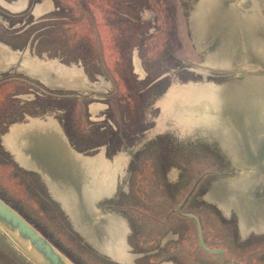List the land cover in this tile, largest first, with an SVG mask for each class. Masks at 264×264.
Here are the masks:
<instances>
[{"label":"rangeland","instance_id":"rangeland-1","mask_svg":"<svg viewBox=\"0 0 264 264\" xmlns=\"http://www.w3.org/2000/svg\"><path fill=\"white\" fill-rule=\"evenodd\" d=\"M197 1L0 0L1 45L74 66L91 85L87 93L40 97L34 82L13 90L0 82V199L74 264H222L201 249L195 222L182 213L198 217L205 244L223 251L224 264H264V185L245 171L261 169L242 130L247 121L218 113V122L231 123L224 138L198 127L205 115L198 120L196 106L214 107L235 73L209 67L192 42ZM260 7L264 16V0ZM52 108L87 161L127 158L108 196L111 172L106 181L101 172L94 177L88 195L70 197L41 177L47 170L28 145L14 159L4 147L8 123ZM71 173L58 180L66 184ZM0 264L34 263L0 230Z\"/></svg>","mask_w":264,"mask_h":264},{"label":"crops","instance_id":"crops-1","mask_svg":"<svg viewBox=\"0 0 264 264\" xmlns=\"http://www.w3.org/2000/svg\"><path fill=\"white\" fill-rule=\"evenodd\" d=\"M197 2V10L192 11L189 18L192 42L199 51H206L209 54H205V60L209 67L235 73L233 77L229 78L226 85L223 87L221 85L220 90L225 92L218 97V102L214 100V107L202 104L196 106L198 120L202 115H205L203 121L198 122V127L200 129L205 126L217 135L222 134L224 138L229 134L231 123L224 116L225 124L220 125L216 119L218 113L225 111L231 115L245 118L247 125L242 130L248 133L249 139L247 141L250 148L257 153V165H261L260 170L245 171L257 179L259 187H263L264 16L260 7V0H198ZM204 5L205 8L203 9ZM219 55V60L223 58V64L220 63L222 66L215 64ZM238 67L240 68L238 69ZM18 81H23L26 84L34 82L33 87L41 92L36 95L40 97L45 94L59 97L61 92L87 93L91 89V85H89L83 72L74 66L53 61L48 63L36 58L31 59L24 54L15 55L11 48L0 44V82L9 85L13 90L14 83ZM209 87L216 90L218 85ZM13 94L14 92L11 97L14 96ZM215 97L217 98L216 95ZM27 100L31 101V99ZM39 100L37 104L40 102ZM37 106L39 111L44 107L40 103ZM217 107L220 108L217 109ZM45 111L32 114L24 113L19 120H12L7 124L6 128L9 129L10 138L8 145L6 142L4 146V141L2 144L10 152L13 159L16 157V149L28 145L31 156L35 158L37 165H41L44 170H47L45 175L41 174V177L53 181L61 192L69 191L70 197L71 194H74L77 198L76 193L78 191L84 195H88L90 190L92 192L94 177H98L100 172L102 176H105V181L110 172L109 180L113 178L105 192L107 196L111 191H115L114 179L119 177L124 170L127 158L119 155L118 158L116 157V163L114 159L115 164H111V160H107V155L98 154L92 157V160L87 161L80 153H76L70 147L66 134L58 121L59 110L52 108L50 111ZM239 152L241 156L245 155L240 147ZM93 164L95 165V172L92 168ZM115 169H118L116 176L114 175ZM37 172L40 173L39 169ZM69 172H74V176L71 173L66 184L58 180V177H65ZM57 181L62 182V185ZM91 211L92 209L89 210V212ZM114 224H118L116 220H114Z\"/></svg>","mask_w":264,"mask_h":264},{"label":"water","instance_id":"water-1","mask_svg":"<svg viewBox=\"0 0 264 264\" xmlns=\"http://www.w3.org/2000/svg\"><path fill=\"white\" fill-rule=\"evenodd\" d=\"M181 202L176 210H179ZM196 224L198 244L207 253L220 255L224 264V253L220 249L209 248L204 242L203 231L197 216L182 213ZM0 230L16 245L34 264H74L42 233L21 216L11 206L0 199Z\"/></svg>","mask_w":264,"mask_h":264},{"label":"bare ground","instance_id":"bare-ground-1","mask_svg":"<svg viewBox=\"0 0 264 264\" xmlns=\"http://www.w3.org/2000/svg\"><path fill=\"white\" fill-rule=\"evenodd\" d=\"M214 1H215V0H214ZM218 1H219V0H218ZM213 4H214V3H213ZM219 5H220V4H219ZM219 5H218V6H219ZM215 6H216V4H215ZM227 6H228V5H227ZM216 9H217V8H216ZM227 9H228V8H227ZM214 10H215V9H214ZM218 10H219V9H218ZM218 10H217V11H218ZM225 11H226V10H225ZM228 12H229V11H228ZM243 12H244V11H243ZM214 13H215V12H214ZM214 13H213V15H214ZM217 13H218V12H217ZM207 16H208V15H207ZM214 16H215V15H214ZM231 16H232V14H231ZM208 19H209V16H208ZM246 20H247V19H246ZM256 20H257V19H256ZM205 21H206V20H205ZM205 21H204V22H205ZM242 21H243V20H242ZM257 21H258V20H257ZM204 22H203V23H204ZM254 22H255V20H254ZM233 23H234V22H233ZM234 28H235V27H234ZM197 32H198V31H197ZM199 32H200V31H199ZM201 36H202V35H201ZM206 53H207V52H206ZM207 54H208V53H207ZM214 54H215V53H214ZM208 55H209V54H208ZM212 56H213V55H212ZM209 85H210V84H209ZM207 87H208V86H207ZM219 87H220V86H219ZM214 88H215V87H214ZM212 89H213V87H212ZM215 89H216V88H215ZM217 89H218V90H217ZM217 89H216V90L219 91V88H217ZM213 90H214V89H213ZM217 91L215 92V94L217 93ZM212 92H213V91H212ZM213 96H214V94H213ZM214 97H215V96H214ZM174 98H175V97H174ZM217 98H218V97H217ZM227 99H228V98H227ZM171 100H172V99H171ZM169 102H170V101H169ZM226 102H227V101H226ZM211 105H212V104H211ZM221 105H222V104H221ZM221 105H220V106H221ZM216 106H217V105H216ZM219 108H220V107H219ZM219 108L217 107V109H219ZM192 109H193V108H192ZM214 109H215V108H214ZM189 110H190V109H189ZM172 111H173V110H172ZM192 111H193V110H192ZM260 111H261V110H260ZM196 112H197V111H196ZM196 112H195V113H196ZM215 114H217V113H215ZM262 114H263V113H262ZM187 115H188V114H187ZM217 115H218V114H217ZM219 117H220V116H219ZM219 117H218V118H219ZM254 118H255V117H254ZM255 119H256V118H255ZM218 121H219V120H218ZM218 123L221 125L223 122H222V123L218 122ZM224 124H225V123H224ZM254 124H255V123H254ZM254 129H255V128H254ZM227 132H228V131H227ZM236 133H237V132H236ZM234 134H235V133H234ZM238 135H239V134H238ZM237 137H238V136H237ZM239 140H240V139H239ZM233 142H234V141H233ZM236 142H237V140H236ZM235 145L237 146V143H236ZM236 146H235V148H236ZM240 146H241V144H240ZM241 148H243V146H242ZM237 150H238V149H237ZM241 150H243V149H241ZM238 152H239V151H238ZM241 152H242V151H241ZM242 161H243V160H242ZM219 187H220V186H219ZM219 187H218V188H219ZM233 190L235 191V189H233ZM237 190H238V189H237ZM218 191H219V189H218ZM227 192H228V190H227ZM228 193H229V192H228ZM230 193H231V191H230ZM237 193H238V192H237ZM225 194H227V193H225ZM231 194H232V193H231ZM235 194H236V193H235ZM218 195H220V194H218ZM236 200H237V199H236ZM240 204H241V203H240ZM242 205H243V204H242ZM247 218H248V217H247ZM115 240H116V239H115ZM117 240H118V239H117ZM120 245H121V244H120ZM113 246H114V245H113ZM119 247H120V246H119ZM111 248H112V247H111ZM122 248H123V247H122ZM118 253H119V252H118ZM122 254H123V253H122ZM123 258H124V257H123ZM115 259H116V257H115ZM124 260H125V259H124Z\"/></svg>","mask_w":264,"mask_h":264},{"label":"trees","instance_id":"trees-1","mask_svg":"<svg viewBox=\"0 0 264 264\" xmlns=\"http://www.w3.org/2000/svg\"><path fill=\"white\" fill-rule=\"evenodd\" d=\"M184 217V216H183ZM187 218V217H186ZM35 227V226H34ZM36 228V227H35ZM37 229V228H36ZM38 230V229H37ZM39 232H40V230H38ZM41 233V232H40ZM51 243H52V241L51 240H49ZM53 244V243H52ZM54 245V244H53ZM154 250V249H153ZM215 255V254H214Z\"/></svg>","mask_w":264,"mask_h":264}]
</instances>
